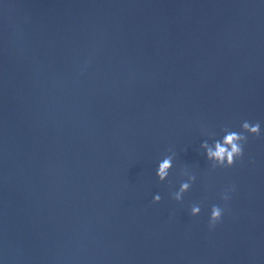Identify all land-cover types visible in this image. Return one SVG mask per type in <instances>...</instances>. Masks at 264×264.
<instances>
[{
    "label": "water",
    "instance_id": "95a60500",
    "mask_svg": "<svg viewBox=\"0 0 264 264\" xmlns=\"http://www.w3.org/2000/svg\"><path fill=\"white\" fill-rule=\"evenodd\" d=\"M243 119L262 134L211 167ZM0 259L264 264V0H0Z\"/></svg>",
    "mask_w": 264,
    "mask_h": 264
},
{
    "label": "clouds",
    "instance_id": "9594fccd",
    "mask_svg": "<svg viewBox=\"0 0 264 264\" xmlns=\"http://www.w3.org/2000/svg\"><path fill=\"white\" fill-rule=\"evenodd\" d=\"M222 134H214L211 142L208 139L202 140L200 147L204 150L206 159L211 167H230L244 154V145L248 140V136H260L262 134L261 122L259 120L243 119L240 122L239 129L223 126ZM174 153L164 154L156 162L155 176L160 181H164L169 177L170 170L173 168ZM196 179L192 173L186 179H182L175 191L170 196L175 201H182L184 193H186L193 181ZM234 191L233 185H228L221 193V200L228 201L231 193ZM153 202H159L161 195L159 192L153 193ZM190 214L197 216L201 212L200 203H192L189 208ZM225 207L220 203H212L208 209V225L214 227L220 222L224 216ZM0 264H4L0 259Z\"/></svg>",
    "mask_w": 264,
    "mask_h": 264
}]
</instances>
